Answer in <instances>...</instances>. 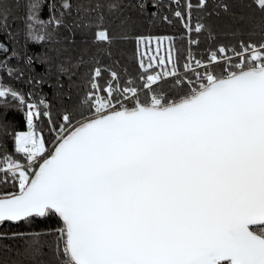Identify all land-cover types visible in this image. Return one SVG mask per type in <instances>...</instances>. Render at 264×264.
<instances>
[{
  "label": "snow or ice",
  "instance_id": "1",
  "mask_svg": "<svg viewBox=\"0 0 264 264\" xmlns=\"http://www.w3.org/2000/svg\"><path fill=\"white\" fill-rule=\"evenodd\" d=\"M0 264H264V0H0Z\"/></svg>",
  "mask_w": 264,
  "mask_h": 264
},
{
  "label": "trees",
  "instance_id": "2",
  "mask_svg": "<svg viewBox=\"0 0 264 264\" xmlns=\"http://www.w3.org/2000/svg\"><path fill=\"white\" fill-rule=\"evenodd\" d=\"M125 2L127 3V0H125ZM166 2V0H165ZM143 28L147 29L149 26L147 25V23H144L142 25ZM181 30V26L179 25V23L177 24H174L172 26H168V25H162V26H159L154 32L153 34H163L164 32H167L168 34H177L179 31ZM147 34V33H145ZM203 39V37H202ZM32 43V47L35 48L36 50H39V48L42 47V45H38V44H35V42H31ZM126 48L128 50V52L130 53L133 49H134V41L131 43V44H128V45H124V44H121L119 41H117L114 45H113V52L115 55H119V49L120 48ZM23 64L24 62H21V66L23 67ZM10 67L12 68H15L16 64H15V61L13 60V63L11 65H9ZM13 79V83L18 86V87H22L24 90H27L28 88V85H25L24 82L21 80V81H16L14 78ZM53 80V84H55V76H53L52 78ZM61 80H62V83L64 84V87L67 88V84H68V79L66 76H62L61 77ZM169 83H171L169 81ZM41 87H43L44 91L45 92H48V93H52L53 92V88L50 87L47 83L41 85ZM10 115H15L17 118L20 117V113H10ZM54 220L53 221H44V220H39L38 221V225L40 226H47L49 224H52L54 226Z\"/></svg>",
  "mask_w": 264,
  "mask_h": 264
}]
</instances>
